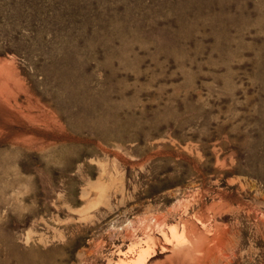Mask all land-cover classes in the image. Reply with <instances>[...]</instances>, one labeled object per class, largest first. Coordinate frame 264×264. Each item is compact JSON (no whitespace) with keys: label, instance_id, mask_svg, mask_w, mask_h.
I'll return each mask as SVG.
<instances>
[{"label":"rangeland","instance_id":"1","mask_svg":"<svg viewBox=\"0 0 264 264\" xmlns=\"http://www.w3.org/2000/svg\"><path fill=\"white\" fill-rule=\"evenodd\" d=\"M140 256L264 264V0H0V264Z\"/></svg>","mask_w":264,"mask_h":264},{"label":"bare ground","instance_id":"2","mask_svg":"<svg viewBox=\"0 0 264 264\" xmlns=\"http://www.w3.org/2000/svg\"><path fill=\"white\" fill-rule=\"evenodd\" d=\"M183 237H186L187 238V236H183ZM184 239V238H183ZM185 240V239H184ZM187 240V239H186ZM183 244V243H182ZM141 258H142V256H140V259L138 260V262H135L134 264H139L140 263V260H141Z\"/></svg>","mask_w":264,"mask_h":264}]
</instances>
